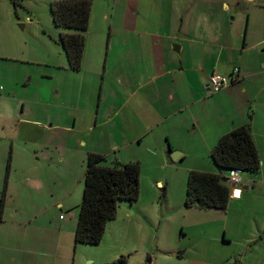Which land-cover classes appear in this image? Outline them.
Returning a JSON list of instances; mask_svg holds the SVG:
<instances>
[{"label": "rangeland", "instance_id": "1", "mask_svg": "<svg viewBox=\"0 0 264 264\" xmlns=\"http://www.w3.org/2000/svg\"><path fill=\"white\" fill-rule=\"evenodd\" d=\"M54 1L0 0V203L8 176L5 204L38 212L42 234L53 233L60 214L68 221L79 212L91 145H103L111 154L103 164L115 166L114 144L105 140L110 129L85 123L89 114L95 118L100 103L108 117L118 108L117 97L126 102L130 94L127 82L120 83L125 75L117 46L124 37L116 29L121 8H115V0H93L78 71L69 67L58 41L61 32L71 31L54 24ZM151 22L158 25V20ZM49 124L64 127L49 133ZM120 128V134H127ZM154 139L151 134L137 147L142 156L139 200L124 203L125 209L119 206L100 244H76L71 232L63 264H108L122 258L125 264H264V183L247 199H232L227 210L188 207L182 169L188 164L162 165L153 155ZM260 173H243L244 182H256ZM34 179L41 184L34 185ZM70 192L73 209L53 206Z\"/></svg>", "mask_w": 264, "mask_h": 264}, {"label": "crops", "instance_id": "2", "mask_svg": "<svg viewBox=\"0 0 264 264\" xmlns=\"http://www.w3.org/2000/svg\"><path fill=\"white\" fill-rule=\"evenodd\" d=\"M116 4L121 8L116 29L124 37L117 46L125 75L120 83L127 82L130 94L126 102L117 97L118 108L108 117L100 103L95 118L89 114L85 123L88 128L105 124L110 129L105 140L114 144L115 161L140 162L137 147L153 134V155L162 165L187 163L182 167L187 178L192 170L216 172L212 149L222 136L245 124L264 160V0H115V8ZM203 25L212 29H197ZM236 68L238 80L218 93L209 90L211 74L231 75ZM59 126L64 127L49 124L47 132ZM121 126L128 135L120 134ZM90 152L106 159L111 155L98 144L91 145L86 156ZM260 171L256 182H244L242 201L264 183ZM70 195L58 198L53 206L73 209ZM32 200L35 206L37 200ZM124 203L128 202H121V209L128 206ZM27 208L5 204L0 213V264H63L79 212L68 221L60 214L59 225L49 235L41 233L38 212L31 214Z\"/></svg>", "mask_w": 264, "mask_h": 264}, {"label": "trees", "instance_id": "3", "mask_svg": "<svg viewBox=\"0 0 264 264\" xmlns=\"http://www.w3.org/2000/svg\"><path fill=\"white\" fill-rule=\"evenodd\" d=\"M92 7L93 0H57L50 6L54 24L71 31L61 32L58 41L66 54L69 67L75 71L80 70L82 66ZM211 159L217 168L216 172H189L186 206L204 210H225L231 200L235 199L230 184L232 170L239 168L244 174L250 175L260 172L261 156L250 125L239 126L222 136L212 149ZM105 160V156L100 153L90 152L87 156L83 196L74 235L76 244H100L108 222L117 217L120 203L132 204L139 200L140 162L117 161L115 166H107L103 164ZM9 171L10 163L7 166V174ZM7 184L8 176L0 203V213L4 209ZM120 263L125 264L126 259L113 260L108 264Z\"/></svg>", "mask_w": 264, "mask_h": 264}, {"label": "built area", "instance_id": "4", "mask_svg": "<svg viewBox=\"0 0 264 264\" xmlns=\"http://www.w3.org/2000/svg\"><path fill=\"white\" fill-rule=\"evenodd\" d=\"M239 78V68H236L231 75H225L215 72L209 77V90L212 93H218ZM243 171L239 168L232 170L230 174V184L232 185L233 197L240 196L242 184L244 182Z\"/></svg>", "mask_w": 264, "mask_h": 264}, {"label": "water", "instance_id": "5", "mask_svg": "<svg viewBox=\"0 0 264 264\" xmlns=\"http://www.w3.org/2000/svg\"><path fill=\"white\" fill-rule=\"evenodd\" d=\"M174 159H176V158H174Z\"/></svg>", "mask_w": 264, "mask_h": 264}, {"label": "clouds", "instance_id": "6", "mask_svg": "<svg viewBox=\"0 0 264 264\" xmlns=\"http://www.w3.org/2000/svg\"><path fill=\"white\" fill-rule=\"evenodd\" d=\"M243 185V184H242Z\"/></svg>", "mask_w": 264, "mask_h": 264}]
</instances>
